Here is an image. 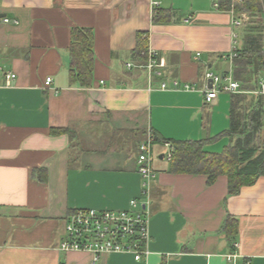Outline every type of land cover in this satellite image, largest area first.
<instances>
[{
    "label": "crops",
    "instance_id": "1",
    "mask_svg": "<svg viewBox=\"0 0 264 264\" xmlns=\"http://www.w3.org/2000/svg\"><path fill=\"white\" fill-rule=\"evenodd\" d=\"M153 1L0 0V65L17 75L8 86L0 71V264H232L231 253L237 264H264V176L232 193L228 176L209 183L174 172L169 158L170 141L203 140L214 153L228 144L231 94L206 103L205 74L233 73L230 55L250 16L238 28L225 0H157L158 15ZM74 28L93 32L89 87L70 80ZM142 32L161 63L152 76L140 67ZM149 132L156 177L145 188L138 156ZM132 199L150 213L147 257L94 262L60 249L68 213L123 210Z\"/></svg>",
    "mask_w": 264,
    "mask_h": 264
},
{
    "label": "trees",
    "instance_id": "2",
    "mask_svg": "<svg viewBox=\"0 0 264 264\" xmlns=\"http://www.w3.org/2000/svg\"><path fill=\"white\" fill-rule=\"evenodd\" d=\"M220 7L234 8L237 16L247 12L244 33L237 48L233 76L241 83L242 92L231 94L230 126L225 131L228 144L219 153L207 151L203 140L170 141L174 172L202 173L213 183L220 175L228 176L229 191L238 192L264 176V93H261V73L264 71V20L262 0H225ZM161 10L155 8V14ZM147 32L138 34V55L147 51ZM72 84L89 87L92 84L95 55L93 32L74 28L70 45ZM144 61V57L142 58ZM141 59V60H142ZM145 62V61H144ZM64 129L55 130L61 133ZM158 138L155 136V142ZM226 231L230 238L237 234V223L229 219Z\"/></svg>",
    "mask_w": 264,
    "mask_h": 264
},
{
    "label": "built area",
    "instance_id": "3",
    "mask_svg": "<svg viewBox=\"0 0 264 264\" xmlns=\"http://www.w3.org/2000/svg\"><path fill=\"white\" fill-rule=\"evenodd\" d=\"M240 0H233L236 3ZM154 11L159 8V2L153 1ZM232 13L237 16L234 8ZM247 17L245 11L240 12L239 16L234 20V26H242L243 19ZM4 22H10L9 18H4ZM188 22V20H186ZM236 38L238 35L234 34ZM149 41V36L146 35ZM144 57V64H140L141 68H145L150 76L158 74L161 66L158 52L149 44L147 51H143L140 56ZM231 59L237 56V45L234 46ZM142 57V58H143ZM138 66L134 63H128V69ZM0 71L4 74L7 85L10 86L12 81L17 78L13 71H5L0 65ZM160 73V72H159ZM207 83L204 89L205 101L208 104L214 103L221 93L235 94L242 92L241 83L236 80L233 74H219L207 71L205 74ZM53 82L51 77L47 78L46 86L50 87ZM212 85V87H210ZM174 87L179 88L180 83L174 81ZM163 89H167V84H162ZM186 90H194L190 84H185ZM261 93H264V82L261 83ZM155 143V134L149 132L147 138L139 146L138 171L141 174L145 188H148L151 181L156 177V172L152 165L153 146ZM172 154H169L171 158ZM148 191V190H147ZM145 190V192L147 193ZM144 192V194H145ZM150 241V213L146 208V203H142L138 199H132L127 209H94L81 208L68 213L65 216V234L60 243L62 251H87L92 253L94 262L101 257L110 253H131L137 261L142 260L149 254L148 244ZM235 248H239V244H234ZM238 253L227 255V260L232 264H237ZM245 264H252L251 260H245Z\"/></svg>",
    "mask_w": 264,
    "mask_h": 264
},
{
    "label": "rangeland",
    "instance_id": "4",
    "mask_svg": "<svg viewBox=\"0 0 264 264\" xmlns=\"http://www.w3.org/2000/svg\"><path fill=\"white\" fill-rule=\"evenodd\" d=\"M261 17H262L263 20H264V3H263V8H262V15H261ZM64 234H65V229H64Z\"/></svg>",
    "mask_w": 264,
    "mask_h": 264
},
{
    "label": "water",
    "instance_id": "5",
    "mask_svg": "<svg viewBox=\"0 0 264 264\" xmlns=\"http://www.w3.org/2000/svg\"><path fill=\"white\" fill-rule=\"evenodd\" d=\"M210 87H212V85H210Z\"/></svg>",
    "mask_w": 264,
    "mask_h": 264
}]
</instances>
